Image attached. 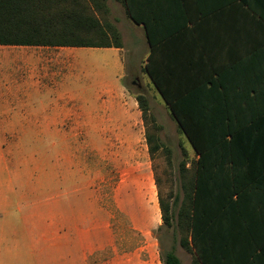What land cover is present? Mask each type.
<instances>
[{"label":"crops","instance_id":"crops-1","mask_svg":"<svg viewBox=\"0 0 264 264\" xmlns=\"http://www.w3.org/2000/svg\"><path fill=\"white\" fill-rule=\"evenodd\" d=\"M44 1L53 2L51 10H76L98 18L104 26L117 27L121 46L90 48L111 51L106 60H123L126 51L131 56L140 54L144 69L149 60H156L159 80L176 96L204 95L205 86L218 79L226 84L224 91L230 97L264 95V0H127V7L122 0ZM121 26H126V40ZM83 48L0 44V128H61L75 113L76 104L93 105L82 93L68 89L80 71ZM108 87V92L102 88L94 98L95 114L104 117L106 107L116 106L119 114L110 110L112 120L120 129H130L127 143L136 144L141 128L134 98L119 92V85ZM121 177L115 202L142 236L130 251L116 247L117 236L109 223L89 229L80 211L78 220L65 214L57 217L55 221L61 224L62 219L66 228L53 223L51 235L45 238L36 228L17 238L15 264H90L94 254L105 249H110V255L97 264H163L151 237L162 225L154 173L148 164L138 163Z\"/></svg>","mask_w":264,"mask_h":264},{"label":"rangeland","instance_id":"rangeland-1","mask_svg":"<svg viewBox=\"0 0 264 264\" xmlns=\"http://www.w3.org/2000/svg\"><path fill=\"white\" fill-rule=\"evenodd\" d=\"M121 28L126 40V26ZM80 52L84 60H80V71L68 89L82 93L93 105L76 104L75 113L61 128H0V264H15L16 239L29 234L32 228L41 238L46 237L51 235L53 223L57 228H66L62 219L61 224L55 221L57 217L65 214L78 220L80 211L89 229L109 223L117 236L116 247L130 251L142 236L132 229L126 213L115 202L121 175L137 168L138 163L148 164L159 181L158 192L168 198L171 192L182 195L183 159L187 160V178L196 171L198 155L145 72L142 55L131 56L126 51L123 60H106L112 55L106 49L85 47ZM109 84L116 89L119 85V92L134 98L141 128L136 144L127 143L131 130L120 129L112 120L110 110L117 112L115 116L119 114L116 106L106 107L104 117L95 114L94 98ZM139 94L148 99L146 119L137 101ZM128 99L123 103L130 109ZM149 134L162 145L153 156ZM151 237L160 257L162 251L174 250L182 264H192V254L181 246L172 228L158 226ZM110 253V249L95 253L90 264L107 260Z\"/></svg>","mask_w":264,"mask_h":264},{"label":"trees","instance_id":"trees-1","mask_svg":"<svg viewBox=\"0 0 264 264\" xmlns=\"http://www.w3.org/2000/svg\"><path fill=\"white\" fill-rule=\"evenodd\" d=\"M52 3L0 0V44L122 45L117 27L76 10H51ZM158 70L156 60L145 65L198 155L190 178L187 160L180 163L182 195L165 198L159 190L160 229L178 234L192 264H264V95L230 97L218 79L204 95L180 97L162 85ZM137 101L146 119L148 99L139 94ZM147 140L153 156L162 145L150 134ZM161 261L182 264L174 250L162 251Z\"/></svg>","mask_w":264,"mask_h":264},{"label":"flooded vegetation","instance_id":"flooded-vegetation-1","mask_svg":"<svg viewBox=\"0 0 264 264\" xmlns=\"http://www.w3.org/2000/svg\"><path fill=\"white\" fill-rule=\"evenodd\" d=\"M137 81H134V83H136Z\"/></svg>","mask_w":264,"mask_h":264}]
</instances>
